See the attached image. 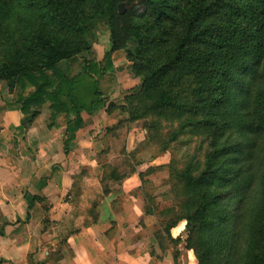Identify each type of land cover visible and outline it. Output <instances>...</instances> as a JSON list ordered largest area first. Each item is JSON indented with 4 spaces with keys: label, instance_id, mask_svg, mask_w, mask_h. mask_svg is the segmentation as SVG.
I'll return each instance as SVG.
<instances>
[{
    "label": "trees",
    "instance_id": "obj_1",
    "mask_svg": "<svg viewBox=\"0 0 264 264\" xmlns=\"http://www.w3.org/2000/svg\"><path fill=\"white\" fill-rule=\"evenodd\" d=\"M122 1L125 0H96V10L91 11L90 3H87L84 10L79 0H31V6L26 7L28 13L24 14L17 8L23 0H0V52L5 47L3 36L6 34H9L7 39L10 46V57L0 58V80L6 82L9 92L19 87L20 93L15 101L20 105L23 114L31 113L30 119H33L39 113L38 108L48 102L50 118L55 121L63 115L68 139H72L83 123L81 112L89 111L94 104L100 102L99 81L105 73L113 70L111 55L123 50L132 37L139 36L138 32H143L142 27L150 30L148 37L153 38L154 31H160L154 29L161 27L167 19L174 20L177 13V19L182 20V17L188 14L183 33L180 37L178 35L173 45L171 44V50L165 59L160 60L158 55L151 58V65L144 67L141 72L143 81L140 89L125 95L121 106L131 120L143 119L153 114L168 117L166 107L175 100V95L171 96L169 91V82L171 84L173 76L168 77L169 73L183 72L194 76L196 74L197 79L205 85L207 76L204 70L211 53L208 57L189 53L194 50L193 39L199 34L198 40L202 42L208 38L211 40V34L219 30L230 31V16L241 15L245 6L247 11L251 7L250 3L243 4L239 0H193L195 2L190 11L185 4L179 2L190 3V0H143L146 4L145 13L140 21L134 22L127 13H118L117 7ZM133 2L134 0H126L127 4ZM211 6L218 8V15L212 28L208 29L200 23L206 18L203 14L209 16ZM96 14L107 21L109 50L101 61L85 57L80 71L70 77L59 63L79 51L89 50L86 43L83 46L75 38L88 30L87 23ZM13 26L22 34L18 42L14 40ZM232 31L233 39L237 33L236 27ZM259 39L255 49L238 50L223 62L222 68L218 67L217 71L221 73L217 84L218 95L211 93L208 96L209 109L217 108L218 115L224 117L228 110L236 111V127L247 141L237 140L231 143L230 138H225L223 144L218 145L215 139L202 168L196 172L187 168L186 173H181L180 181L185 200L182 216L177 221H186L185 230L189 231L188 236H199L196 245L193 246L191 241H188L185 247L193 250L198 264H205V260L198 254L203 247L206 246L210 256L212 247L228 244L226 238L217 235H227L224 226L228 223L231 230L235 232L239 229L240 234L245 235L243 247L249 248L248 258L251 264H257L256 252L264 245L263 34ZM31 56L38 57L41 63L38 66L30 63ZM247 75L252 76L251 81L242 77ZM27 85L33 89L24 94ZM197 90L200 91L201 88L198 87ZM259 104H262L263 117L256 118ZM113 106L112 103L108 104V112H111ZM190 107L193 112L199 111L195 104ZM152 122L150 126H154L155 123ZM223 124L216 120L218 135L229 126L228 121ZM223 155L225 157L221 162ZM259 155L262 157L256 160ZM253 160H256L254 164ZM112 176L116 178L115 173ZM213 186L218 189L212 188ZM228 186L230 192L235 194L237 202L234 215L222 210V199L227 198L229 191L220 188ZM151 210L148 207L145 212L150 213ZM177 221L167 225V236H170V229ZM207 232L210 239L205 241Z\"/></svg>",
    "mask_w": 264,
    "mask_h": 264
},
{
    "label": "crops",
    "instance_id": "obj_2",
    "mask_svg": "<svg viewBox=\"0 0 264 264\" xmlns=\"http://www.w3.org/2000/svg\"><path fill=\"white\" fill-rule=\"evenodd\" d=\"M102 104L81 112L68 139L65 123L48 122L49 109L30 119L0 85V264H198L193 250L164 247L150 231L156 213L145 212L153 200L143 186L152 162L126 174L115 168L104 183L99 157L112 138L101 129L114 114Z\"/></svg>",
    "mask_w": 264,
    "mask_h": 264
},
{
    "label": "rangeland",
    "instance_id": "obj_3",
    "mask_svg": "<svg viewBox=\"0 0 264 264\" xmlns=\"http://www.w3.org/2000/svg\"><path fill=\"white\" fill-rule=\"evenodd\" d=\"M79 1L82 3L84 10L87 3L92 5L91 11L96 10L94 7L96 0ZM232 1L234 2L235 0ZM239 1L243 4L250 3L251 7L247 11V6H245L241 11V15L235 14L233 17L230 16L228 22L231 26L230 31L223 32L219 30L217 33L211 34V40L208 38L202 42L198 40L199 34L196 39H193L194 50H190L189 53L193 52L194 55L207 57L211 53V56L206 61V68L204 70L207 76L205 85L197 79L196 74L195 76L194 74L186 75L183 72L182 74L180 72L168 74V77L173 75L171 84L169 82V91L171 96L175 95L174 102L166 107L168 117H160L153 114L143 119L131 120L129 114L123 112L121 106L124 103L125 95L140 89L143 81L141 72L144 70V67L151 65H149L151 58L153 59L158 55L160 60L165 59L171 50V44L173 45L178 35L180 37L183 33L185 23L188 21V14H185L182 20L177 19V13L174 20L167 19L161 27L158 26L159 28L154 29L160 31H154V34L151 33V35L153 34V38L148 37L150 30L142 27L143 32H138L139 36L132 37L127 41L123 50L111 55L113 70L110 72L113 73H107V76L104 77L106 80L103 82L104 85L106 84V88L102 91V94H105V96L99 94V97H101L100 101H103V106L105 103L114 104L110 112L114 114V117L113 122H110L108 126L106 125L101 129L105 135L109 136L108 139L112 138L109 142L107 141V145H105L99 157L100 165H104L105 168L103 181L104 183H109V185L111 184L110 179L111 177L114 178L111 171L115 168L119 169L120 174H126L133 166H145L148 163H153V167L150 168L151 172L149 173L151 175L146 178L147 182L143 186V193L144 195L146 194V198L153 200V204H149L148 207L155 210L156 213V220L150 231L154 233L153 236L159 244L164 247H186L188 241H191V245L194 246V244H197L199 237H195L194 235L188 236L189 231L185 229L177 238H171V235L167 236L166 233L167 225L174 220L177 221L182 216L185 195L180 181L182 179L180 178L181 173H186L185 170L187 168H191L194 172L201 169L207 153L212 149L211 143L213 144L215 139L218 145L223 144L225 138H230L231 143L237 140L247 141V138L236 127L238 125L236 111L232 109L228 110L225 112L226 116L224 117L226 118H224L223 115L217 114V108L209 109L208 107V96L211 93H214L215 96L218 95L217 84L221 77V73L217 71L218 67L222 68L223 62L230 56L235 55L238 50L255 49L261 34H263L264 38V0ZM179 2L183 3V5L185 4L186 8L191 11L192 4L195 1L190 0V3L186 1L185 3L184 1ZM121 3H123L124 13L132 17L134 22L142 19L146 9V4L143 0H134L131 4H127L125 0ZM29 6H31V0H23L20 7L17 8L20 13L27 14L28 12L26 13V11L28 9L26 7ZM217 10L216 6H211L208 11L209 16L203 14V17L206 16L207 20L204 18L205 20L200 25L208 29L212 28V24H214L218 15L216 14ZM201 26L200 29L202 28ZM87 27L88 30L76 36L75 39H78V43H81L83 46L86 43L89 46V50L79 51L76 55L70 56L67 60L59 63V66L70 77L80 71L85 57L101 61L104 54L109 50V29L106 19L96 14L88 21ZM234 27H236L237 33L232 39L231 35L234 32L232 31ZM13 30L15 34L14 40L16 42L20 41L22 34L16 26H13ZM158 33L159 35H157ZM8 36L9 34L3 36L5 47L0 52V58L10 57ZM148 48L149 50H147ZM186 55H188L187 52ZM30 58V63L33 65L38 66L41 63L38 57L31 56ZM114 71L116 72L114 73ZM48 72L50 73V70ZM242 77L248 81L252 80V76L249 75ZM101 79L99 85L103 83ZM0 85L9 92L5 81L0 80ZM198 87L201 88L200 91H196ZM32 89L31 86L27 85L24 94ZM9 93L12 94L13 99H16L20 93V89L19 87H15ZM194 104L198 107L199 111L197 113L193 112V109L190 107ZM48 106L49 103L45 102L38 108L39 113L42 109L48 111ZM262 110V104H259L256 118L263 117ZM47 114H49V111ZM216 120L220 124L222 122V125H224L223 122L225 123V121H228L229 124L219 135L216 133V127L218 126L216 125ZM58 121L65 125V117L63 115H60L55 121L51 120L50 116L48 117V122L52 123L51 125L57 124ZM151 122L155 123L154 126H150ZM229 135L230 137H228ZM224 157L225 155L221 158V162H223ZM260 157L262 156L259 155L256 160ZM256 160H253V164ZM157 164L161 165L159 173L157 172ZM163 171L165 174L161 173ZM212 188L218 189L216 186ZM225 189H228L229 192L227 193V198L222 199L221 203L224 206L222 210H226L229 214L234 215L237 210L235 194H233V191L230 192V186L220 188V190ZM91 198L96 199L97 194L93 193ZM183 224L184 222H181L177 230ZM224 227L227 229V235L222 233H218L217 235L224 239L226 238L228 244L212 247L213 252L210 256L207 253L206 246L203 247L198 254L205 260V264H211L212 262L216 264H251V260L248 258L249 248L243 247L245 235L240 234L239 229L235 230V232L231 230L230 223ZM177 230L175 229L174 233H177ZM209 235L208 232L205 234V241L210 239ZM176 239L178 240L175 241ZM256 255L258 257L257 264H264V245L263 247H259Z\"/></svg>",
    "mask_w": 264,
    "mask_h": 264
},
{
    "label": "water",
    "instance_id": "obj_4",
    "mask_svg": "<svg viewBox=\"0 0 264 264\" xmlns=\"http://www.w3.org/2000/svg\"><path fill=\"white\" fill-rule=\"evenodd\" d=\"M124 7H123V3H120L119 5H118V13L119 14H123L124 13Z\"/></svg>",
    "mask_w": 264,
    "mask_h": 264
}]
</instances>
